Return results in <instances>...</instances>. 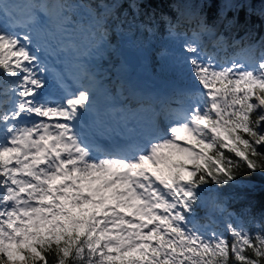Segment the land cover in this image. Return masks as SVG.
Returning a JSON list of instances; mask_svg holds the SVG:
<instances>
[{
  "label": "snow or ice",
  "instance_id": "snow-or-ice-1",
  "mask_svg": "<svg viewBox=\"0 0 264 264\" xmlns=\"http://www.w3.org/2000/svg\"><path fill=\"white\" fill-rule=\"evenodd\" d=\"M217 2L192 4L190 35L183 13L165 20L190 84L157 110L119 103L89 72L70 86L57 65L71 55L82 68L81 41L106 45L111 22L131 26L151 0H0V264H264V224L252 232L231 197L205 195L264 173V40L221 55V28L239 20L228 12L248 0H219L209 22ZM114 133L125 145L102 150L95 138Z\"/></svg>",
  "mask_w": 264,
  "mask_h": 264
},
{
  "label": "trees",
  "instance_id": "trees-1",
  "mask_svg": "<svg viewBox=\"0 0 264 264\" xmlns=\"http://www.w3.org/2000/svg\"><path fill=\"white\" fill-rule=\"evenodd\" d=\"M24 1V3H29L32 0ZM4 2L13 5L17 1L4 0ZM199 2L200 0H151L146 14L141 15L131 26L125 23L120 27L117 26L118 22H111L106 45L93 47L94 42L81 41L84 45L81 51H87L86 55L91 56L94 60L104 64L107 63L116 69L124 63L122 56L119 54L122 45L141 49L146 52L147 64L156 78L186 87L190 82L182 76L175 63V58L182 44V37L170 35L165 20L171 19L174 22L178 13H183L181 27L178 31L190 35L196 20L192 18L189 22V13L194 11L192 4ZM35 3H39V1L35 0ZM220 7H222V3L218 0L216 6L209 13V22L216 18V9ZM152 14H154V18L149 19ZM125 15L131 19L129 13L126 12ZM234 15L239 17L238 22L227 31L223 27L221 28L227 38V52L221 53V55L244 56L248 54L243 51L245 48L264 40V2L262 0H248L242 10L233 9V11L228 12L229 18ZM77 19L83 25L85 35H87L91 24L90 18L81 12L78 13ZM145 25L148 26V29L145 28ZM261 50V48H257L255 55L259 56ZM86 55L82 56L85 57ZM100 76L101 80L107 84L111 96L117 97L116 89L121 80L117 77L115 70L107 69L105 73H100ZM175 89L177 88L172 87L171 92L173 93ZM134 99L138 104L154 103L152 99L139 93L134 96ZM172 107L176 108L178 106L176 104ZM244 179L248 183L246 188L224 186L216 189L215 193H205V195L218 194L225 199L231 197L232 199H229L230 211L236 213L245 211L247 226L252 232H255L257 230L256 225L264 224V173H254ZM212 187L215 189L216 186L213 185ZM241 195L243 199H235L236 196ZM198 215L204 217L205 210L198 209Z\"/></svg>",
  "mask_w": 264,
  "mask_h": 264
},
{
  "label": "rangeland",
  "instance_id": "rangeland-1",
  "mask_svg": "<svg viewBox=\"0 0 264 264\" xmlns=\"http://www.w3.org/2000/svg\"><path fill=\"white\" fill-rule=\"evenodd\" d=\"M17 2H15V4L13 5H21L24 4V0H16ZM39 3L43 2V0H38ZM32 3H35V0L30 1ZM5 17L0 14V20H4ZM131 48V47H128ZM138 54H139V58L141 61V65L136 69L139 70L141 72H144L146 75L153 77L154 75L152 74V72L150 71V68L147 64V55L146 52L141 50V49H135ZM120 54V53H119ZM248 55V54H245ZM244 55V56H245ZM123 57V55H122ZM124 58V57H123ZM60 61V60H59ZM69 69L70 71H72L73 74H77L79 72H81V70H85V72H89L95 75V79L97 81V87H99L101 89V92H107L108 94L111 95L110 90L108 89L107 85H105L104 83H100V73H105L107 69H114L116 71V74H120L121 73V77L124 78V74L123 71L127 69L126 64H123L121 66H119V68L115 69L114 67L109 66V64H104L102 62H99L97 60H94L91 56L86 55L81 56L80 57V62L82 63L83 67H77L75 66V59L70 55L69 57H67L65 59V61H62ZM155 77V76H154ZM185 87V86H183ZM116 94H117V101L123 105H126L130 108H134L136 109L140 107L141 104H137L136 100H134L133 98H131L126 92H125V88L123 87H117L116 89ZM120 94V95H118ZM100 103L101 105H103L105 103V98L104 95L101 94L100 96ZM145 105V104H143ZM148 104H146L145 106H147ZM154 105V104H153ZM157 110H159L160 105L159 104H155L154 105ZM152 123V121L150 120V114H145L143 121L140 123L142 125H139V128L143 129L144 131H149L150 129V124ZM154 123L156 128L160 129L161 133L163 132L164 126L167 123L164 120L163 115H159L157 117H155L154 119ZM149 129V130H148Z\"/></svg>",
  "mask_w": 264,
  "mask_h": 264
},
{
  "label": "water",
  "instance_id": "water-1",
  "mask_svg": "<svg viewBox=\"0 0 264 264\" xmlns=\"http://www.w3.org/2000/svg\"><path fill=\"white\" fill-rule=\"evenodd\" d=\"M120 55H123V59L126 64H129L134 68H137L141 65L139 54L133 48H128L127 46L122 45Z\"/></svg>",
  "mask_w": 264,
  "mask_h": 264
},
{
  "label": "bare ground",
  "instance_id": "bare-ground-1",
  "mask_svg": "<svg viewBox=\"0 0 264 264\" xmlns=\"http://www.w3.org/2000/svg\"><path fill=\"white\" fill-rule=\"evenodd\" d=\"M43 2H44V0H43Z\"/></svg>",
  "mask_w": 264,
  "mask_h": 264
}]
</instances>
